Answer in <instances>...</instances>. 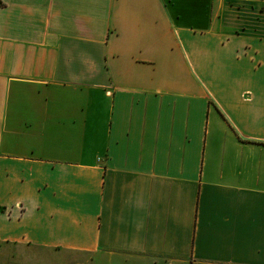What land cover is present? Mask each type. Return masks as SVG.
Listing matches in <instances>:
<instances>
[{"label": "crops", "instance_id": "crops-1", "mask_svg": "<svg viewBox=\"0 0 264 264\" xmlns=\"http://www.w3.org/2000/svg\"><path fill=\"white\" fill-rule=\"evenodd\" d=\"M15 246L264 264V0H0Z\"/></svg>", "mask_w": 264, "mask_h": 264}, {"label": "rangeland", "instance_id": "rangeland-1", "mask_svg": "<svg viewBox=\"0 0 264 264\" xmlns=\"http://www.w3.org/2000/svg\"><path fill=\"white\" fill-rule=\"evenodd\" d=\"M15 247L8 254L0 252V264H88L89 256L80 252L54 250L33 253Z\"/></svg>", "mask_w": 264, "mask_h": 264}]
</instances>
